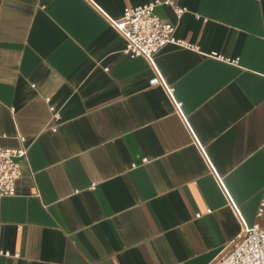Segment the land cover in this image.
Wrapping results in <instances>:
<instances>
[{"label": "crops", "instance_id": "obj_1", "mask_svg": "<svg viewBox=\"0 0 264 264\" xmlns=\"http://www.w3.org/2000/svg\"><path fill=\"white\" fill-rule=\"evenodd\" d=\"M154 1L0 0V264H214L264 228V0L156 7L186 46L151 66L111 21Z\"/></svg>", "mask_w": 264, "mask_h": 264}, {"label": "built area", "instance_id": "obj_2", "mask_svg": "<svg viewBox=\"0 0 264 264\" xmlns=\"http://www.w3.org/2000/svg\"><path fill=\"white\" fill-rule=\"evenodd\" d=\"M161 5L173 7L170 0H157L141 7L127 8L121 19L111 21L112 27L125 41L124 54L129 58H143L153 66L154 56L166 45L186 46L174 38L175 26L163 22L155 14L156 7ZM174 11L177 17L185 12L184 9L176 7ZM149 85L163 86L167 94L170 97L172 95L173 90L165 87L157 73L149 81ZM179 106L180 104L176 105L177 108ZM20 141L24 143L25 139L20 138ZM26 153L25 148L0 150V197L15 195L16 183L22 176L21 160L26 157ZM217 181L220 184L218 178ZM235 213L239 217L237 210ZM214 264H264V228L243 225L230 249Z\"/></svg>", "mask_w": 264, "mask_h": 264}]
</instances>
